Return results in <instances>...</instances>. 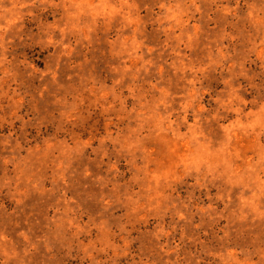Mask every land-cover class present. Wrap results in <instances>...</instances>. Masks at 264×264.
<instances>
[{"label":"rangeland","instance_id":"obj_1","mask_svg":"<svg viewBox=\"0 0 264 264\" xmlns=\"http://www.w3.org/2000/svg\"><path fill=\"white\" fill-rule=\"evenodd\" d=\"M0 264H264V0H0Z\"/></svg>","mask_w":264,"mask_h":264}]
</instances>
